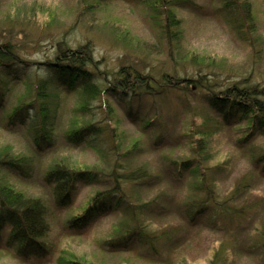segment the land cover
Returning <instances> with one entry per match:
<instances>
[{
	"label": "rangeland",
	"instance_id": "1",
	"mask_svg": "<svg viewBox=\"0 0 264 264\" xmlns=\"http://www.w3.org/2000/svg\"><path fill=\"white\" fill-rule=\"evenodd\" d=\"M247 1L253 17L250 36L237 33L218 0H192L186 6L174 5L180 30L171 41L161 34L148 0H0V41L15 44L24 59L43 61L52 56L58 43L73 48L88 43L96 65L106 72L100 79L102 84L121 66L134 64L157 78L161 73L167 74L172 85L163 96L144 100V106L149 109L147 118L159 112L158 127L155 122L148 127L131 122L126 117L124 105L105 95L114 108L126 141L140 139L134 155L127 159L122 156L118 164L128 169L148 165L161 177L158 183L154 180L145 185L129 183L125 189L136 194L133 203H148L142 220L149 230H166L170 237L156 242L154 250L139 247L137 242L115 247L108 242L113 227L126 220L121 210L102 213L80 230L62 228L64 217L76 212L75 209L109 183L79 181L70 208L56 209L51 186L42 180L46 165L52 158L62 155H71L72 161L86 166L102 165L106 170L113 162V157L100 154L89 145L64 142L62 135L75 94L62 88L55 147L38 155L37 174L33 178L24 180L14 172L7 175L8 183L17 189L46 199L51 227L46 239L53 246L52 253L45 258L24 260L1 245L0 264H57L56 258L62 250L74 251L92 264H211L215 257L222 260V264H264V248L255 241L259 238L258 230L264 228V207L255 205L257 216L247 215L249 217L233 221L224 219L219 213L198 214L190 219L185 215L184 204L190 198L198 200L202 193L194 187L195 178L188 169L181 174L167 169L170 160L178 162L194 155L190 142L199 138L195 136L189 142V137L194 135L198 124L205 121L206 115L221 122L226 112L207 106L204 98L208 90L192 85L187 89L190 79L202 76L216 91L239 83L252 85L256 93L264 92V0ZM178 75L185 79L180 85L175 81ZM10 86L12 89L0 108V145L8 144L13 151L30 153L32 146L26 131L20 125L5 127L6 113L26 91L21 82L14 81ZM214 96L218 103L228 99V95L220 93ZM97 115L101 120L103 115L100 112ZM238 120L233 118L231 123L223 121L220 126L208 127L210 134L204 158L213 172L215 195L218 194L220 200L243 176L252 175L242 198L233 199L231 203L236 208L244 201L252 204L264 199V158L261 157L264 132L258 129L245 141L246 122L243 118ZM119 172L124 174L125 171ZM8 229L9 226L4 228L3 240ZM105 242L108 245L103 244Z\"/></svg>",
	"mask_w": 264,
	"mask_h": 264
},
{
	"label": "trees",
	"instance_id": "2",
	"mask_svg": "<svg viewBox=\"0 0 264 264\" xmlns=\"http://www.w3.org/2000/svg\"><path fill=\"white\" fill-rule=\"evenodd\" d=\"M148 1H151L149 8L160 27L161 34L172 41L180 30L178 28L180 21L176 18L173 7L175 4L189 5L192 0ZM218 1L221 2L222 9L227 13L237 33L245 37L250 36L253 31V27L250 28L253 25L251 4L247 0ZM105 74L106 72L96 65L93 49L88 43L79 44L75 48L58 43L51 57L48 56L43 61H31L24 59L12 42L0 41V108L3 106V99L12 89L10 83L17 81L26 86V91L18 96L11 111L6 113L5 127L13 128L20 125L26 131V137L32 146V151L26 153L13 151L8 144L0 145V249H3L1 245H4L5 248L12 249L18 258L24 260L45 258L52 253L53 246L46 239L51 231L46 199L17 189L8 183L7 175L14 172L24 180L33 178L37 174L38 155L55 147L57 111L61 108L59 92L62 88L75 94V102L62 135L64 142L70 145L84 143L100 154L113 157L108 170L102 165L97 167L76 163L71 160V155L56 156L46 165L42 172V180L51 186L50 194L56 209L70 208L79 181L109 183V186L95 192L88 201L75 209L76 212L71 215L68 212L63 219L62 228L80 230L89 226L102 213L121 210L126 214V220L113 227L108 242L113 243L115 247L137 242L139 247L154 250L156 242L161 243L170 237L166 230L158 232L149 230L142 220L148 203H133L136 194L125 189V185L129 183L145 185L152 180L158 183L161 177L154 174L148 165L140 164L128 169L118 164L122 156L127 159L134 155L139 149L140 139H134L130 143L126 141L119 127V119L114 114V108L106 100L105 95L124 105L126 117L131 122L143 127L155 122L158 127L159 112L153 118H147L149 109L143 103L146 98L155 100L163 96L164 91L171 88V80L165 73H161L157 78L152 72L143 71L134 64L121 66L113 72L110 80L102 84L100 79ZM184 80L179 75L175 79L178 85ZM188 85L208 90L209 93L204 98L208 107L222 113L226 112L221 122L206 115L204 120L208 122L198 124L199 127L193 130L194 135L189 137V142L195 136L199 138L190 142V149L194 155L178 162L170 160L167 165V169L175 174H181L188 169L195 178L194 187L202 193L198 200L190 198L189 202L184 204L185 215L195 219V215L198 214L219 213L221 217L230 221L257 216L254 206L264 207V199L251 202L252 204L244 201L243 205L237 208L231 204L233 199L242 198L246 187L253 179L252 175L243 176L235 188L220 200L218 194L215 195L216 189L211 177L213 172L204 158L210 134L207 129L210 126L217 127L223 121L231 123L233 118L239 120L243 118L247 130L244 134L245 141L258 129L264 132V92L256 93L252 85L241 86L239 83L216 91L202 76L190 79L187 89ZM217 93L228 95L226 102H216L214 95ZM98 112L103 115L101 120L98 118ZM121 149L124 151L121 152ZM261 157L264 158V152ZM172 163H176V166L174 167ZM121 169L125 171L124 174L119 172ZM6 226H9V229L3 240L2 234ZM258 233L259 238L255 241L264 248V228L258 230ZM56 263L92 264L80 258L74 251L67 253L66 250L59 253ZM211 264H222V260L219 261L215 257Z\"/></svg>",
	"mask_w": 264,
	"mask_h": 264
}]
</instances>
